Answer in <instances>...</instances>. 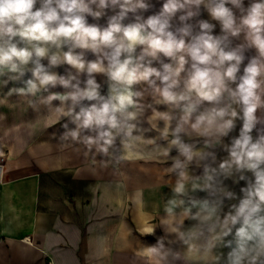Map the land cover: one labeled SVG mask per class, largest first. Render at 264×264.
<instances>
[{"label":"clouds","instance_id":"1","mask_svg":"<svg viewBox=\"0 0 264 264\" xmlns=\"http://www.w3.org/2000/svg\"><path fill=\"white\" fill-rule=\"evenodd\" d=\"M158 3L0 0V99L114 173L159 168L148 264H264V0Z\"/></svg>","mask_w":264,"mask_h":264},{"label":"crops","instance_id":"2","mask_svg":"<svg viewBox=\"0 0 264 264\" xmlns=\"http://www.w3.org/2000/svg\"><path fill=\"white\" fill-rule=\"evenodd\" d=\"M152 2L158 9V0ZM66 67L58 71L65 74ZM0 114L7 116L0 119V264H148L130 229L157 214V189L167 184L159 168L136 162L114 173L79 151L61 149L60 124L39 136L42 121L26 104L12 109L0 99ZM137 188L144 189L148 209L128 213ZM141 239L154 243L151 236Z\"/></svg>","mask_w":264,"mask_h":264}]
</instances>
